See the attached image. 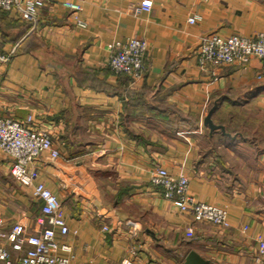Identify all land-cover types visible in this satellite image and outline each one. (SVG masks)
Listing matches in <instances>:
<instances>
[{"label":"crops","instance_id":"crops-1","mask_svg":"<svg viewBox=\"0 0 264 264\" xmlns=\"http://www.w3.org/2000/svg\"><path fill=\"white\" fill-rule=\"evenodd\" d=\"M62 1L48 0L35 21L0 10V115L31 117L59 151L29 164L68 226L50 251L72 264H188L192 250L210 264H264L262 59H196L209 33L264 31V0H74L84 25ZM131 36L148 43L138 77L108 66L115 42ZM214 102L213 121L229 136L203 123ZM157 165L185 174L197 201L223 206L229 227L195 221L164 198L151 182ZM9 166L0 148V243L16 256L48 224ZM15 223L21 251L6 237Z\"/></svg>","mask_w":264,"mask_h":264},{"label":"built area","instance_id":"built-area-1","mask_svg":"<svg viewBox=\"0 0 264 264\" xmlns=\"http://www.w3.org/2000/svg\"><path fill=\"white\" fill-rule=\"evenodd\" d=\"M47 2L48 0H0V10L15 9L21 18L35 21L39 9ZM61 3L63 7L75 13L78 24H85L79 16L82 10L80 2L63 0ZM140 8L149 10L151 4L144 1ZM200 18V14L194 13L187 20L193 23ZM147 48V40L143 37L131 36L123 41H116L108 59V66L116 74L125 73L131 77H138L143 71ZM252 56L262 59L258 73L261 77L264 75V31H259L253 37L238 33L229 35L209 33L203 38L196 52L198 64L209 66L231 64ZM31 121V117L28 120H20L0 115V148L10 157L9 171L13 178L22 185L31 187L32 196L41 200L40 211L48 226L43 229L32 247L16 256L10 253L5 244L0 243V264H72L70 257L50 251L56 236L67 233L68 226L59 214L56 195L43 182H34L36 171L29 166L41 153L48 152L51 156H57L59 151L52 145L48 131ZM151 182L161 187L164 198L174 200L177 208L181 212L189 213L193 220L208 221L221 228L229 227L227 210L223 206L194 199L188 192V178L185 174L175 176L165 167L157 165ZM103 228L106 229L107 226ZM6 237L13 249L22 250L24 237L21 224L15 223ZM260 249L264 250V241L260 242ZM258 260L261 262L259 256ZM122 264L135 263L131 259H124Z\"/></svg>","mask_w":264,"mask_h":264},{"label":"water","instance_id":"water-1","mask_svg":"<svg viewBox=\"0 0 264 264\" xmlns=\"http://www.w3.org/2000/svg\"><path fill=\"white\" fill-rule=\"evenodd\" d=\"M216 108V102L212 104V106L208 109L207 113L203 117L204 125L208 126V128L213 131L215 129H219L222 133L226 135H230L229 132L225 130L223 124L215 123L212 118V113ZM186 260L189 261L188 264H205L207 261L202 259L195 251H190L186 257Z\"/></svg>","mask_w":264,"mask_h":264}]
</instances>
